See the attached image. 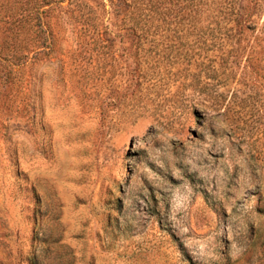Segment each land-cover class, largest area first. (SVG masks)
I'll return each instance as SVG.
<instances>
[{"label":"rangeland","instance_id":"374dc122","mask_svg":"<svg viewBox=\"0 0 264 264\" xmlns=\"http://www.w3.org/2000/svg\"><path fill=\"white\" fill-rule=\"evenodd\" d=\"M4 2L0 264H264V0L136 34L66 0L25 63Z\"/></svg>","mask_w":264,"mask_h":264},{"label":"trees","instance_id":"16d2710c","mask_svg":"<svg viewBox=\"0 0 264 264\" xmlns=\"http://www.w3.org/2000/svg\"><path fill=\"white\" fill-rule=\"evenodd\" d=\"M65 1L6 0L3 3L6 12L4 17L8 18L6 22L10 24V28L15 30V37L18 38L25 26L31 28L35 35L31 37L30 42L32 44H28L31 45V49H27L28 45L26 44L22 45L21 48L19 47L18 58L21 63H25L48 50L50 44L49 25L44 15L47 9L52 11L58 6L62 7ZM69 1L71 3L75 0ZM81 1H84L90 9L93 8L92 5H98L97 0ZM110 2L117 15H121L120 28L134 34L150 28L153 19L164 20L166 16H171L181 20L185 19L184 17H192L198 12L197 7L199 5V0H110ZM257 4L258 0H234L233 14L241 26L249 27L247 21L251 20L252 10Z\"/></svg>","mask_w":264,"mask_h":264}]
</instances>
